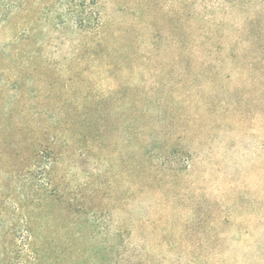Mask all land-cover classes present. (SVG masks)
<instances>
[{"label":"rangeland","instance_id":"rangeland-1","mask_svg":"<svg viewBox=\"0 0 264 264\" xmlns=\"http://www.w3.org/2000/svg\"><path fill=\"white\" fill-rule=\"evenodd\" d=\"M0 264H264V0H0Z\"/></svg>","mask_w":264,"mask_h":264}]
</instances>
